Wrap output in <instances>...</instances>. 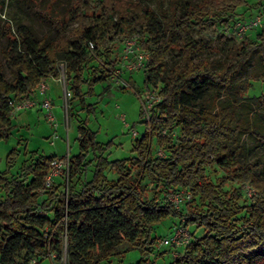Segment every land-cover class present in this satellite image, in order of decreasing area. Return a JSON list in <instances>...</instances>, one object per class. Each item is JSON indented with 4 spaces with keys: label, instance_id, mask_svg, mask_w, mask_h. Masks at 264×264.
Instances as JSON below:
<instances>
[{
    "label": "trees",
    "instance_id": "1",
    "mask_svg": "<svg viewBox=\"0 0 264 264\" xmlns=\"http://www.w3.org/2000/svg\"><path fill=\"white\" fill-rule=\"evenodd\" d=\"M150 1L63 0L61 14L48 17L52 38L3 20L0 139L11 133L10 100L34 98L42 80L58 78L61 62L79 151L68 157L63 190L54 181L45 185L54 154L25 149L12 172L19 149L9 152L8 168L0 171V264L42 261L50 252L57 260L66 253V264H111L114 257L122 264L131 249L142 256L129 264H153L150 255L162 254L153 233L168 218L188 229L203 228L202 235L189 230L190 243L168 264H264V156L257 152L264 145V89L255 93L257 82L264 85V29L241 40L217 67L194 59L212 48L209 39L196 37L198 30L216 26L219 37L229 36L224 29L258 12L262 0H155V9ZM4 4L0 0V8ZM243 6L256 10L240 15ZM70 22L76 25L69 28ZM135 31L149 54L142 68L145 91L155 90L160 100L148 119L140 111L145 130L134 141V155L110 160V142L97 140L71 103L93 110L84 96L120 65V57L103 59V49ZM171 49L178 59L164 76ZM251 62L255 69L235 80ZM246 186L254 189L251 196ZM182 189L191 200L177 210L168 195Z\"/></svg>",
    "mask_w": 264,
    "mask_h": 264
},
{
    "label": "rangeland",
    "instance_id": "2",
    "mask_svg": "<svg viewBox=\"0 0 264 264\" xmlns=\"http://www.w3.org/2000/svg\"><path fill=\"white\" fill-rule=\"evenodd\" d=\"M62 1L63 0H56L55 2H52L51 0H18V4H15L16 0H5L3 8H0V62L4 63L1 50H3L7 44V39L1 33L3 20H10L12 23L19 21L28 24L33 28L36 36L41 37L45 35L48 38H52L54 30L48 21V17L55 14H61L63 8ZM255 1L256 0H250L251 3H254ZM164 2L167 3V0H164ZM150 5L155 9L156 1H150ZM258 9L262 12V23L258 27L248 30L246 36L231 38L232 34H228L229 36L221 38L219 37L220 31L216 26L205 27L198 30L196 37L209 39L212 48L207 52L195 55V61L206 58L213 64V67H217L223 63L227 54L235 51L241 40L246 37L253 38L258 31L264 29V0H262V5H260ZM254 10L256 9L251 6H243L237 9L238 13L244 16L252 13ZM75 25V22H70L69 28H72ZM138 33V31H135L126 37L134 36L138 40ZM126 37H117L110 47H105V49H103V59L110 60L113 57H120L121 44ZM177 59L178 51L176 49L169 50L165 57L166 72L164 73V76L167 75L168 69L175 61H177ZM255 67L256 64L251 62L246 68L242 69L234 79H244L255 69ZM121 74L123 75L121 77L129 83L127 89H123L121 83L116 82L112 77L107 81L98 82L92 85V93L84 96L85 104H92L94 106L93 110L90 112H88L86 108H83V105L80 102L74 101L71 103L72 112L75 113L79 119H87L88 126L96 131L97 140L101 142H110L108 145V158L110 160L129 158L134 155V141L136 138L140 137L145 130V123L141 121L142 117L140 114V111L143 108L142 105L144 104L142 101L145 102L144 96L146 93L143 84V70L139 69L130 72L124 71ZM4 75L5 77L9 76L6 68H4ZM58 83H53L52 85L53 92H57L56 95L58 96L55 103L52 99L53 107L61 109V116L57 118V121L59 122L58 127L55 129L45 119L43 109L38 110L36 107H33L21 110L15 114L12 113L11 133L7 139H0V171H4L8 168L7 157L9 152L13 149L18 148L19 154L16 156L15 164L10 168L12 172H15L19 167L25 149H38L45 155L54 154L55 158L60 161H63L64 156L68 155L69 157V155L76 154L79 151L77 140L78 122L75 118L69 119L68 117L66 124L64 110L62 108V105L64 104L62 94L63 83ZM256 87L257 90H255V93L260 90L258 89L260 87L264 89V85L261 86L258 82L256 83ZM82 90L87 93L89 90L87 83H84ZM145 105L146 104H144V106ZM69 106L70 98L67 100V107L69 108ZM60 112L58 113L60 114ZM146 116L147 115L145 114V118L148 119ZM134 131L138 132L136 136L133 134ZM247 143L252 144V140L247 138ZM257 152L260 156H264V145L258 147ZM158 154L163 155L164 153L161 154L158 151ZM90 174L91 172L87 175L88 178L90 177ZM109 177L113 178L114 175L110 173ZM217 177L216 174H212L213 179H216ZM53 179L55 178L53 177ZM53 179V184L59 185V189L63 190L62 183H66V175L64 171L60 169L57 179ZM147 187L151 193L153 185L148 183ZM175 221L178 220L171 218L163 220L156 227L153 234L157 237L168 234ZM189 230L193 231L196 235L203 234V228L190 226ZM179 249L180 247L175 245L170 248L162 247L159 249L162 254H157V256L150 255V257L153 260V264H168L173 256L178 254ZM22 256L23 255H20V259H22ZM141 256L139 250L131 249L124 254L121 262L122 264L133 263ZM62 258L63 261H61V264L64 263V260H66V264V253L62 254ZM117 262V258H112L111 264H118ZM48 263V258L42 260V264Z\"/></svg>",
    "mask_w": 264,
    "mask_h": 264
},
{
    "label": "built area",
    "instance_id": "3",
    "mask_svg": "<svg viewBox=\"0 0 264 264\" xmlns=\"http://www.w3.org/2000/svg\"><path fill=\"white\" fill-rule=\"evenodd\" d=\"M262 23V12L259 10L254 15L250 17H246L244 19L238 20L233 28H225L224 33L226 34H233L237 37L244 36L248 30L254 29L258 27ZM94 45L93 42L88 43V49L91 51L93 49ZM149 58L148 52L144 51L138 40L134 36L126 37L121 44V55H120V65L115 70L112 78L115 79L116 82L121 83L122 87H129L128 81L123 79V76L121 73L124 71H134L142 69L146 65V61ZM60 68V75L58 76L59 82L63 83L62 88V94L64 98V104L62 105V108L64 110V117L66 120V124L68 121V107H67V100L71 98V91L65 84V74H64V65L61 63L59 65ZM115 74V75H114ZM48 83L45 80H42L38 85V95L39 99H29L25 101H16L15 99L10 100V107L12 109V113H18L21 110L27 109V108H33L36 107L38 110L43 109L44 110V117L45 119L50 123L51 126H53L55 129L58 127L59 122L57 121V117L53 111V102L52 97L48 93ZM145 102L142 101L144 104L142 105V109L147 115L148 118L149 111L153 104L158 102L160 100V96L156 93L155 90H151L149 92L145 93L144 96ZM133 134L136 136L138 134L137 131H134ZM161 154L163 152L159 150ZM60 169L64 171V173L67 175V169H68V155L64 156L63 161H60L59 159L55 158L51 163V169L50 172L46 178L45 185L50 186L52 185V179L53 177L57 176L60 172ZM246 191L249 196H251L254 193V189L246 186ZM169 200L173 203L174 207L177 210H181L184 207V204L189 202L191 200V194L186 190H180L176 192H170L168 195ZM191 241V234L188 228L183 227L181 224L174 223L171 227V231L163 235L161 237H158L156 240V247L158 249L162 247H168V246H179L180 248L185 247L187 244H189ZM155 256V255H153ZM48 258L51 261V264H61V261H63V258L60 260L56 259V254L54 252L48 253V255L45 257ZM64 260V263L65 264ZM28 264H42V261L38 257H33L28 261Z\"/></svg>",
    "mask_w": 264,
    "mask_h": 264
},
{
    "label": "crops",
    "instance_id": "4",
    "mask_svg": "<svg viewBox=\"0 0 264 264\" xmlns=\"http://www.w3.org/2000/svg\"><path fill=\"white\" fill-rule=\"evenodd\" d=\"M46 81H47L48 86H49L48 93L51 95V97L53 99V102L55 103V100H56V98H58V96L56 95L57 92L56 93L53 92L52 85H53V83H58L59 80L57 78H54V77H49V78L46 79ZM38 97H39L38 91H36V95L32 99H37ZM53 108H55V107H53ZM53 111H54V113H55V115H56L57 118L61 116V112H60L61 109L60 108L59 109H56L55 108V109H53ZM58 112H60V114ZM48 264H51V261L50 260H49V263Z\"/></svg>",
    "mask_w": 264,
    "mask_h": 264
}]
</instances>
